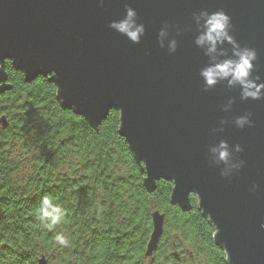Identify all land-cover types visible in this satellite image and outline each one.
I'll return each mask as SVG.
<instances>
[{
    "label": "water",
    "instance_id": "obj_1",
    "mask_svg": "<svg viewBox=\"0 0 264 264\" xmlns=\"http://www.w3.org/2000/svg\"><path fill=\"white\" fill-rule=\"evenodd\" d=\"M125 3L146 28L138 44L108 27L123 17ZM200 10L231 17V34L257 50L254 75L264 80V0H105L102 7L98 0H0V93L7 87L1 65L9 60L27 80L50 78L62 106L94 128L116 110L118 133L141 164L145 185L171 180L170 201L185 211L195 194L227 264H264V99L242 101L239 89L225 84L203 90L199 70L207 57L194 44L193 21ZM165 22L178 41L174 53L157 41ZM177 27L183 29L178 36ZM231 98L232 108L223 111ZM246 113L251 126L235 127L232 121ZM221 119L229 123L214 132ZM6 123L1 115L0 125ZM220 140L242 148L234 157L244 166L227 178L220 175L223 164L208 159V148ZM151 214L145 256L164 228L165 213ZM172 255L179 258L177 251ZM37 264H47L45 255Z\"/></svg>",
    "mask_w": 264,
    "mask_h": 264
},
{
    "label": "trees",
    "instance_id": "obj_2",
    "mask_svg": "<svg viewBox=\"0 0 264 264\" xmlns=\"http://www.w3.org/2000/svg\"><path fill=\"white\" fill-rule=\"evenodd\" d=\"M1 67L0 264H37L42 255L47 264H227L195 194L185 211L170 201L171 180L145 185L116 110L94 128L62 106L50 78L27 80L9 60ZM45 195L64 211L51 230L37 218ZM155 210L165 213L164 228L145 256ZM60 232L67 247L55 241Z\"/></svg>",
    "mask_w": 264,
    "mask_h": 264
},
{
    "label": "clouds",
    "instance_id": "obj_3",
    "mask_svg": "<svg viewBox=\"0 0 264 264\" xmlns=\"http://www.w3.org/2000/svg\"><path fill=\"white\" fill-rule=\"evenodd\" d=\"M102 7L105 0H98ZM125 14L118 20L110 21L108 27L129 41L138 44L144 36L146 28L144 23L138 22V13L129 4H124ZM197 35L194 44L202 50L207 57L206 64L200 68L199 76L203 81L205 92L214 89L218 84H225L229 89H239L240 100H262L264 99V80L261 75L256 74L258 53L255 48L241 46V44L231 34V17L223 10L209 12L200 10L193 13ZM170 25L165 22L157 34L159 46L166 47L169 53L177 50L178 41L169 37ZM183 29L177 27L176 35H180ZM167 42V43H166ZM227 45V47H226ZM235 103V98H231L222 105V110L227 112ZM251 113L238 116L232 123L235 127L243 129L246 125L251 126ZM229 121L221 119V127L213 129L214 132H223L224 125ZM242 148L239 144L230 146L226 140H220L217 144L208 148V159L211 165L220 166L223 164L220 175L223 178L230 177L234 171H239L244 166V161L234 157L235 153H240ZM259 186L252 185L251 191H255ZM64 217V211L59 204L53 203L50 196L41 197L37 218L47 229L51 230L60 224ZM264 228V224H261ZM56 243L61 247L69 245L68 238L63 232L55 235Z\"/></svg>",
    "mask_w": 264,
    "mask_h": 264
}]
</instances>
